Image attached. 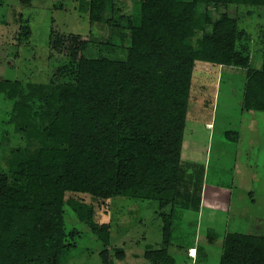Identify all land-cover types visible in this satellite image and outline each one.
Instances as JSON below:
<instances>
[{
	"label": "trees",
	"instance_id": "obj_1",
	"mask_svg": "<svg viewBox=\"0 0 264 264\" xmlns=\"http://www.w3.org/2000/svg\"><path fill=\"white\" fill-rule=\"evenodd\" d=\"M116 1L86 0L81 9L90 23L109 25L113 38L53 40L50 32L48 44L67 59L57 70L66 84L44 93L30 84L26 92L19 81L0 82L14 113L10 123L32 150H16L8 171H0V264H64L76 248L66 206L102 243L103 264H112V255L124 260V249L111 248L110 225L96 222L93 204L72 194L158 202L163 246L147 248L144 257L176 264L168 251L173 214L163 210H175L179 197L197 67L246 70L243 111L264 113V24L262 64L252 69L248 33L227 12L230 6L264 8V0H132L124 28L106 21L107 13L117 15ZM36 101L41 113L34 112ZM208 233L212 243L216 236ZM220 264H264V236L227 233Z\"/></svg>",
	"mask_w": 264,
	"mask_h": 264
},
{
	"label": "rangeland",
	"instance_id": "obj_2",
	"mask_svg": "<svg viewBox=\"0 0 264 264\" xmlns=\"http://www.w3.org/2000/svg\"><path fill=\"white\" fill-rule=\"evenodd\" d=\"M84 1L33 0L30 6H23L19 0H0V82L19 81L26 92L30 84L44 93L66 84L68 80L59 78L57 70L67 59L48 44L50 32L53 40L72 35L85 40L113 38L106 23H90L88 13L81 10L86 7ZM116 7L117 15L107 13L106 21L115 19L124 28L135 5L132 0H117ZM209 11L213 18L219 16V12ZM227 12L248 33L251 68L260 69L264 8L230 6ZM125 43L129 44L128 38ZM196 70L183 140L179 197L175 210L170 206L163 212L173 214L168 251L176 264H190L184 249L196 237L208 255L200 264H220L227 233L264 235V113L243 111L246 70L203 64ZM42 110L43 104L36 101L34 112ZM13 115L7 95L1 94L0 171H8L16 150L26 155L32 151L26 135L10 123ZM72 195L93 204L95 221L110 225L111 248L125 250L126 258L121 261L112 255V264H153L144 254L147 248L163 246L158 202L127 197L104 202L86 194ZM65 221L68 233L74 232L69 241L76 248L64 264H103L102 243L68 206ZM208 232L216 236L213 245L208 243Z\"/></svg>",
	"mask_w": 264,
	"mask_h": 264
},
{
	"label": "crops",
	"instance_id": "obj_3",
	"mask_svg": "<svg viewBox=\"0 0 264 264\" xmlns=\"http://www.w3.org/2000/svg\"><path fill=\"white\" fill-rule=\"evenodd\" d=\"M206 126H207V128H210V130H211V127H212L211 124H207ZM237 233H238V232H237ZM226 235H227V234H226ZM226 235H225V237H226ZM249 235H253V234H249ZM254 235H257V234H254ZM257 236H264V235H257ZM225 237H224V239H225ZM216 240H217V239H215L212 243H209V241H208V243H209L210 245H213V244L216 242ZM223 242H224V240H223ZM191 246H192V247H197V249L199 250V252H198V257H197L196 262L193 261L192 258H189V257H188V251H187V250H188V248L191 247ZM184 250H185L186 258L189 260V263H190V264H200L201 261H202L204 258L208 257L207 253H205V250H204L203 247L201 246L200 239L198 240L197 237L195 238L194 243L191 244V245H189V246H187ZM222 253H223V245H222L221 257H222Z\"/></svg>",
	"mask_w": 264,
	"mask_h": 264
},
{
	"label": "built area",
	"instance_id": "obj_4",
	"mask_svg": "<svg viewBox=\"0 0 264 264\" xmlns=\"http://www.w3.org/2000/svg\"><path fill=\"white\" fill-rule=\"evenodd\" d=\"M198 255V249L197 247H191L188 249V257L192 258L193 260H196Z\"/></svg>",
	"mask_w": 264,
	"mask_h": 264
}]
</instances>
